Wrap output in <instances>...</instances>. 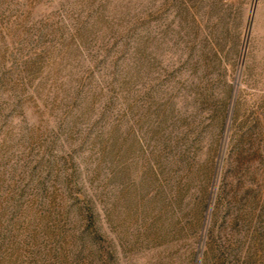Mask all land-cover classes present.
Returning a JSON list of instances; mask_svg holds the SVG:
<instances>
[{
    "label": "rangeland",
    "instance_id": "1",
    "mask_svg": "<svg viewBox=\"0 0 264 264\" xmlns=\"http://www.w3.org/2000/svg\"><path fill=\"white\" fill-rule=\"evenodd\" d=\"M0 264H264V0H0Z\"/></svg>",
    "mask_w": 264,
    "mask_h": 264
}]
</instances>
